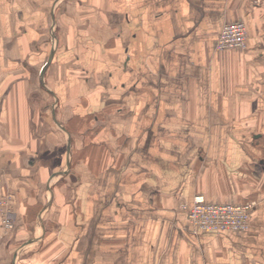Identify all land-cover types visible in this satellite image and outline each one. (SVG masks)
Instances as JSON below:
<instances>
[{"label":"crops","instance_id":"crops-1","mask_svg":"<svg viewBox=\"0 0 264 264\" xmlns=\"http://www.w3.org/2000/svg\"><path fill=\"white\" fill-rule=\"evenodd\" d=\"M0 264H264V0H0Z\"/></svg>","mask_w":264,"mask_h":264},{"label":"built area","instance_id":"built-area-1","mask_svg":"<svg viewBox=\"0 0 264 264\" xmlns=\"http://www.w3.org/2000/svg\"><path fill=\"white\" fill-rule=\"evenodd\" d=\"M248 44V27L244 20L229 21L224 24L219 32L214 49L246 48ZM254 201H211L203 194L195 195L192 205L185 206L189 221L196 230L209 229L215 231L229 230L242 231L250 226ZM4 229L11 230L14 227L12 215L4 212L2 217Z\"/></svg>","mask_w":264,"mask_h":264},{"label":"rangeland","instance_id":"rangeland-1","mask_svg":"<svg viewBox=\"0 0 264 264\" xmlns=\"http://www.w3.org/2000/svg\"><path fill=\"white\" fill-rule=\"evenodd\" d=\"M54 43H55V41H54ZM12 220H13V222H14V226H13V227H15V219H14V217L12 218Z\"/></svg>","mask_w":264,"mask_h":264}]
</instances>
